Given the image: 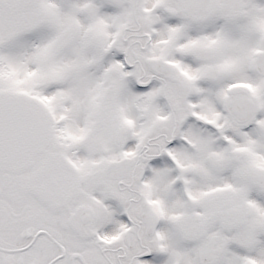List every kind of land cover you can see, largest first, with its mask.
I'll use <instances>...</instances> for the list:
<instances>
[{
  "label": "snow or ice",
  "instance_id": "obj_1",
  "mask_svg": "<svg viewBox=\"0 0 264 264\" xmlns=\"http://www.w3.org/2000/svg\"><path fill=\"white\" fill-rule=\"evenodd\" d=\"M0 264H264V0H0Z\"/></svg>",
  "mask_w": 264,
  "mask_h": 264
}]
</instances>
